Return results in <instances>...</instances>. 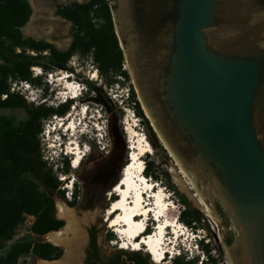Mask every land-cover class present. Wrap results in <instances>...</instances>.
Instances as JSON below:
<instances>
[{"label":"water","instance_id":"water-1","mask_svg":"<svg viewBox=\"0 0 264 264\" xmlns=\"http://www.w3.org/2000/svg\"><path fill=\"white\" fill-rule=\"evenodd\" d=\"M112 3L143 108L194 183L228 263L264 264V0Z\"/></svg>","mask_w":264,"mask_h":264},{"label":"rangeland","instance_id":"rangeland-1","mask_svg":"<svg viewBox=\"0 0 264 264\" xmlns=\"http://www.w3.org/2000/svg\"><path fill=\"white\" fill-rule=\"evenodd\" d=\"M29 1L33 13L29 22L22 28L24 36L44 40L55 45L59 50H67L73 40V23L57 15V6L68 5L72 2L84 3L88 0ZM93 17L96 23H102L106 18L105 11L94 12ZM6 42L13 46L11 40H6ZM28 52L34 53L31 50ZM123 69L128 71L129 77L114 71L102 73L99 63L94 60L93 52L79 50L70 58L66 68L44 70L40 66H35L31 69L33 73L31 80H22L14 76L8 78L11 91L19 93L33 108L43 105L57 108L62 105L59 93L64 89L57 86V82L50 83L51 75L57 78L63 73L71 74L70 84L78 89L76 92H79L78 98L71 99V94L66 95L70 96L68 100L72 101V105L64 116L52 113L41 120V131L38 135L41 154L47 162V169L60 181V191L50 194L55 197L56 203L62 200L75 210L78 219L82 221L81 230L95 227L99 231V241L106 254L122 249L119 246V234L110 228L108 221L105 220V211L114 199L109 196L110 187L115 184L121 170L129 161V139L134 142L138 141V137L131 139L132 131L128 129L129 126L132 127V124H136L132 129H136L143 139H147L152 144L154 149L153 152L143 156L144 174L151 183L157 184L156 190L161 188L168 197V202L177 207L174 217L179 223L180 234L177 236L174 233V227H168L167 245L172 243L167 247L172 253L166 254L163 263L178 264V257H180L184 261L198 258L196 264H202V262L229 264L216 228L208 212L205 211V207L198 201L200 195L194 183L187 173L182 171L183 169L166 147L151 118L147 116L127 63ZM137 101L141 104L144 116L137 113ZM9 114L24 118L26 111L15 109ZM61 118H67L64 122L75 121L78 133L82 130L89 132L88 135L92 136L87 143L80 142L81 146L86 149L87 155L77 168L72 166L70 154L69 156L62 154L64 158H57V161L56 158L55 160L52 158L53 153L59 152L60 147L64 149L68 142L67 136H63V140H60L56 135ZM97 128H100L102 133L101 142H98L100 136L96 135ZM53 129L55 131L52 132ZM146 165H149L147 170ZM102 168H104L103 171ZM109 172L113 173V180L103 178ZM176 191H180L185 200L199 212L192 226L183 221L182 211L185 205ZM149 198L148 195L147 199ZM104 201L108 202L105 210L102 208ZM34 220L35 216L26 215L25 221L17 228L16 235L7 242V245L14 241L36 239L46 241L44 235L39 237L31 231ZM155 222L153 216L150 215L148 219L150 231L153 230ZM140 252L144 255L149 254L145 252V248ZM1 254L3 252L0 250ZM39 259L34 254L28 253L21 256L16 264H37Z\"/></svg>","mask_w":264,"mask_h":264},{"label":"trees","instance_id":"trees-1","mask_svg":"<svg viewBox=\"0 0 264 264\" xmlns=\"http://www.w3.org/2000/svg\"><path fill=\"white\" fill-rule=\"evenodd\" d=\"M112 1L88 0L58 5L57 15L73 23L70 47L59 50L49 42L24 36L22 28L33 13L29 0H0V250L3 252L0 264H16L21 256L28 253L47 260L59 259L63 254L62 248L39 239L14 241L10 245L7 242L14 238L26 215L35 216L30 229L39 237L59 230L65 224L63 219L58 218L56 200L50 194L60 191V181L47 169L38 135L43 117L52 113L64 116L72 102L57 108L45 105L33 108L19 93L11 91L8 78L14 76L31 80V69L35 66L44 70L66 68L70 58L79 50L93 52L102 73L114 71L129 77L128 71L123 69L126 62L115 30ZM96 11H105L104 22L96 23L93 17ZM6 40H11L13 46ZM136 105L137 113L144 116L140 102L137 101ZM15 109H25L26 116L20 118L9 114ZM176 193L185 205L183 221L192 226L199 212L180 191ZM122 251L137 264H148L151 260L149 254ZM178 258V264H196L198 261V258L187 261Z\"/></svg>","mask_w":264,"mask_h":264},{"label":"bare ground","instance_id":"bare-ground-1","mask_svg":"<svg viewBox=\"0 0 264 264\" xmlns=\"http://www.w3.org/2000/svg\"><path fill=\"white\" fill-rule=\"evenodd\" d=\"M50 78L53 83L57 82V86H61L64 89L59 93L61 94V100L68 99L70 96H66L67 94H71L73 99L78 98L77 87L70 84L72 81L71 76L63 73L57 78H54V75H51ZM145 112L149 117L146 109ZM66 119L61 118L59 121L63 122ZM61 126H66L65 128L68 131L72 130V132L77 129L75 121H67L62 123ZM131 126H136V124ZM132 127H128L132 131L131 139L138 137V141L134 142L129 139V161L123 167L119 178L111 188L109 195L114 197V199H112L105 212V220L108 221V226L119 234V246L122 249L140 251L145 248V252L149 253L153 262L161 264L166 254L172 253L167 247L172 243L170 242L167 245L166 231L168 227H174V233L177 236L180 234L179 223L174 217L177 207L175 204L169 203L164 191L161 188L156 190V185L151 183L144 174L145 162L143 161V156L146 153L153 152L154 149L152 144L147 139H143L140 133L136 129H132ZM79 140L75 134H72L71 139L66 143L67 148L65 147L67 153L71 155L74 168H77L87 155L86 149L81 146ZM182 171L185 173L184 170ZM148 195L149 199H147ZM198 201L205 207V211L208 212L200 196ZM56 208L58 218L65 220L66 224L59 230L48 232L45 237L55 244H65L67 246L66 253L62 258L56 260L40 258L37 264H70L73 260L72 244L80 239V220L75 210L66 202L58 200ZM150 215L153 216L156 222L153 230L147 233L145 230L148 226ZM72 240L74 242L71 244Z\"/></svg>","mask_w":264,"mask_h":264},{"label":"flooded vegetation","instance_id":"flooded-vegetation-1","mask_svg":"<svg viewBox=\"0 0 264 264\" xmlns=\"http://www.w3.org/2000/svg\"><path fill=\"white\" fill-rule=\"evenodd\" d=\"M101 170L103 171L104 168H102ZM101 170L98 172L99 174L101 173ZM112 174L113 173L109 172L106 175H104L103 178L105 180L106 179H110V180L112 179L113 180L114 178H112ZM112 186L110 187V189L112 188ZM110 193H111V190H110ZM109 196H111V195H109ZM107 205H108V202L104 201V203L102 204V208L105 210V207ZM56 214H57V208H56ZM223 220L226 224L227 220L224 217H223ZM81 222H80V224H81ZM65 224H66V221H65ZM65 224H64V226H65ZM80 232H81L80 239L78 241H75V242L72 240V242H71V244L74 242L72 244V246H73L72 250H73L74 255H73V260L70 264H137L135 262V260H133L130 257V255L127 254L126 252L124 253L122 251V249L113 251L110 254H106L103 250L102 243L99 241V231L95 227H91V228H88L86 230H80ZM46 234H44V237ZM232 236H233V234L230 231H226L225 236H224L225 241L230 242L232 239ZM70 238H71V236H70ZM46 241L49 243H52L55 246L62 248L63 254L65 255L66 250H67V246L65 244H55L49 240H46ZM46 241H42V242H46ZM65 248H66V250H65ZM136 253L143 254L140 251L139 252L137 251ZM60 258H62V257H60ZM148 264H157V263L150 260V262L148 261ZM161 264H173V263L167 262V263H161Z\"/></svg>","mask_w":264,"mask_h":264},{"label":"clouds","instance_id":"clouds-1","mask_svg":"<svg viewBox=\"0 0 264 264\" xmlns=\"http://www.w3.org/2000/svg\"><path fill=\"white\" fill-rule=\"evenodd\" d=\"M71 99H72V97H71ZM66 100H68L67 98H65L64 100H62L61 102V104H64V103H68L70 100H68V101H66ZM62 123H65L64 121L62 122ZM62 123H59L58 124V129H57V131H56V135L57 136H59V139L60 140H63V136H67V139L69 140V139H71V135H70V131H68V129H66L65 127H62L61 126V124ZM56 128V127H55ZM98 132L96 133V135H99L100 137L98 138V142H101V140L103 139V137H102V133L100 132V128H97L96 129ZM53 131H55V129H53L52 130V132ZM51 132V131H50ZM88 133L89 132H86V131H82V130H80L79 131V133L76 131V132H72V130H71V134H75V136H77L79 139H80V142L81 143H87V141L90 139V138H92V136L91 135H88ZM95 135V136H96ZM66 147V146H65ZM62 154H64V155H66V156H69L68 155V153H67V151H66V149L64 148H62V147H60V150H59V152H56V153H53V160H55V158H56V161H57V158H64L63 156H62ZM55 162V161H54Z\"/></svg>","mask_w":264,"mask_h":264}]
</instances>
